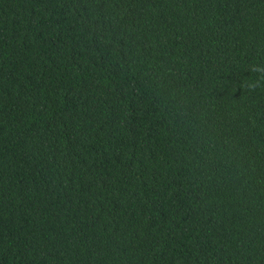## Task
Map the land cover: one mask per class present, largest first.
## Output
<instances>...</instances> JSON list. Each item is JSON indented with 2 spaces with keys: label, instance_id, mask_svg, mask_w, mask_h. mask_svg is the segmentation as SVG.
I'll use <instances>...</instances> for the list:
<instances>
[{
  "label": "trees",
  "instance_id": "obj_1",
  "mask_svg": "<svg viewBox=\"0 0 264 264\" xmlns=\"http://www.w3.org/2000/svg\"><path fill=\"white\" fill-rule=\"evenodd\" d=\"M0 264H264V0H0Z\"/></svg>",
  "mask_w": 264,
  "mask_h": 264
}]
</instances>
